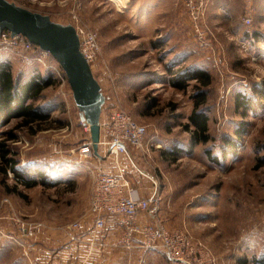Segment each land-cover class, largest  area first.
Returning <instances> with one entry per match:
<instances>
[{"label":"rangeland","instance_id":"374dc122","mask_svg":"<svg viewBox=\"0 0 264 264\" xmlns=\"http://www.w3.org/2000/svg\"><path fill=\"white\" fill-rule=\"evenodd\" d=\"M9 1L61 24L74 23L75 16L80 25L97 32L101 54L93 74L106 98L100 119L116 104L146 126L147 153L137 152L133 158L140 170L158 178L163 206L177 215L174 221L180 219L175 226L201 240L217 264L264 256V5L254 1L258 13L247 16L237 0H231L234 9L226 4L211 7L199 39L183 0ZM177 52L179 58L188 52L187 58L173 62ZM4 56L12 62L19 87L36 72L50 76L15 53ZM187 67L188 74L202 70L211 75L201 109L213 139L185 154L189 131L184 125L195 81L186 80L189 85L182 90L168 80L171 72ZM53 80L27 101L48 113L39 124L42 129L32 132L15 117L0 126L1 264H33L34 247L40 249L36 260L47 261L48 236H64L65 225L88 218L95 175L111 174L109 163L115 156H106L103 146L99 157L93 149L86 155L79 152L89 131L83 128L68 83ZM1 148L8 150L5 158ZM175 148V159L162 157V151ZM6 159L15 163V171ZM22 225L36 226L33 235L21 231ZM250 232L251 243L240 239Z\"/></svg>","mask_w":264,"mask_h":264},{"label":"built area","instance_id":"2783aa9c","mask_svg":"<svg viewBox=\"0 0 264 264\" xmlns=\"http://www.w3.org/2000/svg\"><path fill=\"white\" fill-rule=\"evenodd\" d=\"M209 1L183 0L185 11L199 39L205 34L201 24L205 20ZM73 18L74 23L71 24L78 35L79 50L94 72L101 54L98 34L93 29L80 25L75 16ZM244 21L249 24L250 18L246 17ZM0 50L15 53L23 61L31 60L50 72L55 79L62 83L67 82L63 70L51 54L31 43L22 34L11 35L7 30L1 31ZM106 109L105 117L99 120L98 146H103L106 156H123L137 173L150 178L152 192L148 196H142L121 173H97L93 180L88 208L93 228L101 231L105 227L107 216H118L120 235L114 242L116 247L129 250L137 242L145 249L161 250L170 264H217V258L201 240L193 238L183 227L169 228L163 221L160 182L157 177L140 170L133 158L137 152L144 155L147 153L144 147L146 126L134 120L121 106L115 104ZM83 125L84 130L89 131L88 124L83 122ZM91 149V141L86 139L79 152L86 155ZM141 214L145 221L140 220ZM35 227L22 225L20 229L25 234L33 235ZM80 227L81 222L76 220L65 225L63 232L71 242H78ZM94 245L95 243H90V247ZM98 245L103 246V243L99 242Z\"/></svg>","mask_w":264,"mask_h":264},{"label":"crops","instance_id":"0c3cea01","mask_svg":"<svg viewBox=\"0 0 264 264\" xmlns=\"http://www.w3.org/2000/svg\"><path fill=\"white\" fill-rule=\"evenodd\" d=\"M237 1H239L238 7L241 8V10H245L246 13H244V15H249L247 12L258 13V9L256 8L257 4L255 3L256 0ZM257 1H260L261 7L264 5V0ZM220 4H226L229 8L233 5V9L236 6V2H232L231 0H210L206 9L207 18L210 16V8H217ZM3 53L5 55L6 52L3 51ZM178 53L179 52H177L172 59L175 63H177L176 61H178L180 55ZM187 53L188 52L183 53V55L179 58L178 63L187 58ZM4 55L0 54V62L8 61ZM10 63L12 65V62ZM85 139H90L89 133L88 137ZM109 164L111 166V174H123L130 180L131 186L137 189L142 196H148L152 192L150 178L137 173L132 168V165L127 160L125 161L123 156H116L114 158V162H110ZM162 195L164 197L163 191ZM163 203L161 207V217L166 226L169 228L178 227L175 225L178 221H180V219L174 221L173 218H176L177 215L169 214L165 206H163ZM118 220V216H107L104 229L96 231L93 228V223L89 216L81 222V227L78 230L80 237L78 238V242H71L67 238H64L65 235L59 236V233L51 234L48 236L47 240V242H51V245H48L47 247V261L45 260L43 262L42 259L36 260L39 256L38 252L40 249L37 251V247H34L35 253L32 258L34 260L33 264H169L165 255L159 249H145L137 242H135L134 246L129 250L114 246L115 240L120 235ZM140 220L145 221L143 214L140 215ZM91 242L95 243L92 247H90ZM99 242H102L103 246L98 245ZM3 258L5 257L0 253V264L1 260H4Z\"/></svg>","mask_w":264,"mask_h":264},{"label":"water","instance_id":"95a60500","mask_svg":"<svg viewBox=\"0 0 264 264\" xmlns=\"http://www.w3.org/2000/svg\"><path fill=\"white\" fill-rule=\"evenodd\" d=\"M22 34L48 51L63 70L81 119L89 126L93 153L99 157V120L105 103L101 86L79 50L72 24L53 21L48 15L29 10L9 0H0V32Z\"/></svg>","mask_w":264,"mask_h":264},{"label":"trees","instance_id":"16d2710c","mask_svg":"<svg viewBox=\"0 0 264 264\" xmlns=\"http://www.w3.org/2000/svg\"><path fill=\"white\" fill-rule=\"evenodd\" d=\"M155 44L156 43H154V45ZM11 68V63L9 61L0 62V126L6 122V118L15 117L20 118L22 121L21 123L28 126L32 132L40 130L42 128H40L39 124L48 119V113L40 111L39 107L34 106L32 102L27 101L35 100L44 88L55 83L53 80L55 78L50 72V76H44L43 74L36 72L26 83L19 87L14 83V75ZM166 68L169 69L168 66ZM188 68L189 67L171 72L172 76L168 80L172 87L182 90H185L189 85L186 80L188 81L192 79L195 81L194 93L191 95L193 105L187 117L188 121L184 125L185 129L189 131L187 150H183V153L185 154L189 153L194 145L200 143L204 144L213 139L208 130L207 115L203 109H201V107L207 102V87L211 83V75L202 70H195L188 74ZM182 76L183 80L180 79ZM237 135L241 136L242 132H238ZM225 142L230 147L234 146L233 141L229 139H226ZM1 149L4 153L2 157L5 158V154L8 150ZM175 149H172L171 151H162V157L169 161L175 159L179 153L178 148ZM167 154H169V156H167ZM6 161L9 162V169L15 171V163H13L11 159H6ZM16 179L26 185L30 184V182L21 179L19 175H16ZM42 181L43 180L41 179L40 182ZM33 183L35 184L37 181H34ZM10 191H15V188ZM249 262L251 264H264V256H253L250 260L245 257H240L236 260V264H248Z\"/></svg>","mask_w":264,"mask_h":264},{"label":"clouds","instance_id":"9594fccd","mask_svg":"<svg viewBox=\"0 0 264 264\" xmlns=\"http://www.w3.org/2000/svg\"><path fill=\"white\" fill-rule=\"evenodd\" d=\"M253 236H254V232L245 233V234H243V235L240 237V239H241V240H247V241H249V242L251 243V242H252V238H253Z\"/></svg>","mask_w":264,"mask_h":264}]
</instances>
